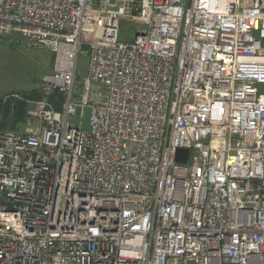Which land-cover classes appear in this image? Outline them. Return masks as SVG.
Masks as SVG:
<instances>
[{"label":"built area","instance_id":"obj_1","mask_svg":"<svg viewBox=\"0 0 264 264\" xmlns=\"http://www.w3.org/2000/svg\"><path fill=\"white\" fill-rule=\"evenodd\" d=\"M8 35L52 64L0 129V264H264V0H0Z\"/></svg>","mask_w":264,"mask_h":264},{"label":"rangeland","instance_id":"obj_2","mask_svg":"<svg viewBox=\"0 0 264 264\" xmlns=\"http://www.w3.org/2000/svg\"><path fill=\"white\" fill-rule=\"evenodd\" d=\"M103 0H99L102 3ZM96 6V4H95ZM142 29L139 21L129 20L125 17L119 19L118 36L120 42L132 43L135 41L136 33ZM51 55L41 48H30L25 46L17 35L0 36V99L3 103L11 99L9 94L16 93L19 99L25 103V99H36L28 96L29 91L35 90L41 95L42 76L50 71ZM88 47L82 46L76 60L74 96L79 97L82 90L83 79L87 75ZM97 86L92 85L89 99L97 101ZM30 95V94H29ZM90 108L84 107L81 114L68 117L69 124L82 130L89 129ZM18 130L23 129L25 119L18 124Z\"/></svg>","mask_w":264,"mask_h":264},{"label":"trees","instance_id":"obj_3","mask_svg":"<svg viewBox=\"0 0 264 264\" xmlns=\"http://www.w3.org/2000/svg\"><path fill=\"white\" fill-rule=\"evenodd\" d=\"M21 40L20 38H18ZM52 64V56L50 58ZM51 69V65H50ZM28 96L31 98H38L39 94L35 90L29 91ZM30 94V95H29ZM52 98H57V93L53 92ZM27 106L24 102L11 98L4 103L0 99V129L1 130H18L19 123L23 122L26 116Z\"/></svg>","mask_w":264,"mask_h":264},{"label":"water","instance_id":"obj_4","mask_svg":"<svg viewBox=\"0 0 264 264\" xmlns=\"http://www.w3.org/2000/svg\"><path fill=\"white\" fill-rule=\"evenodd\" d=\"M186 153H187L186 149H178L176 152V159L179 161H183Z\"/></svg>","mask_w":264,"mask_h":264}]
</instances>
